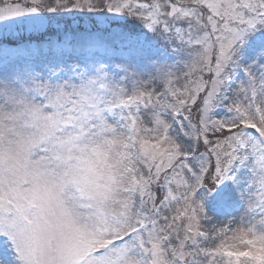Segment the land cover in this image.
I'll use <instances>...</instances> for the list:
<instances>
[{"label":"snow or ice","instance_id":"snow-or-ice-1","mask_svg":"<svg viewBox=\"0 0 264 264\" xmlns=\"http://www.w3.org/2000/svg\"><path fill=\"white\" fill-rule=\"evenodd\" d=\"M0 264H264V0H0Z\"/></svg>","mask_w":264,"mask_h":264}]
</instances>
